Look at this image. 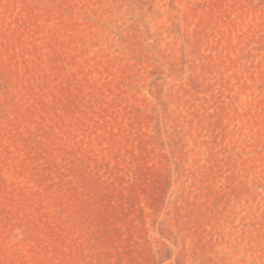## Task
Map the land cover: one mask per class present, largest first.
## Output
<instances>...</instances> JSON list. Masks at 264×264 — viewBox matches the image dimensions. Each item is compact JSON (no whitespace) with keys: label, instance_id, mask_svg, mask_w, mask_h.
<instances>
[{"label":"rangeland","instance_id":"rangeland-1","mask_svg":"<svg viewBox=\"0 0 264 264\" xmlns=\"http://www.w3.org/2000/svg\"><path fill=\"white\" fill-rule=\"evenodd\" d=\"M0 264H264V0H0Z\"/></svg>","mask_w":264,"mask_h":264}]
</instances>
